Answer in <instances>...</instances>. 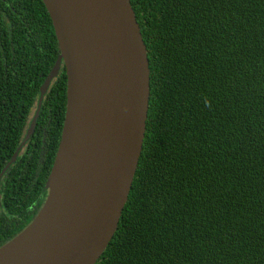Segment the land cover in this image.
Segmentation results:
<instances>
[{"label": "trees", "instance_id": "obj_1", "mask_svg": "<svg viewBox=\"0 0 264 264\" xmlns=\"http://www.w3.org/2000/svg\"><path fill=\"white\" fill-rule=\"evenodd\" d=\"M146 48L142 149L94 264H264V0H130ZM59 54L42 0H0V173ZM66 103L61 65L0 176V245L41 207Z\"/></svg>", "mask_w": 264, "mask_h": 264}, {"label": "water", "instance_id": "obj_2", "mask_svg": "<svg viewBox=\"0 0 264 264\" xmlns=\"http://www.w3.org/2000/svg\"><path fill=\"white\" fill-rule=\"evenodd\" d=\"M42 2L59 54L39 88L36 115L0 176L32 134L61 65L65 112L47 195L32 220L0 245V264H94L117 228L142 149L147 53L130 0Z\"/></svg>", "mask_w": 264, "mask_h": 264}, {"label": "flooded vegetation", "instance_id": "obj_3", "mask_svg": "<svg viewBox=\"0 0 264 264\" xmlns=\"http://www.w3.org/2000/svg\"><path fill=\"white\" fill-rule=\"evenodd\" d=\"M36 109H37V105L35 106V109H34V110L31 112V114H30V119H29V122H28V124H27L25 130H24L23 137L25 136V134H26V132H27V129L29 128V124H30V122L32 121L33 117L36 115ZM37 117H38V114H37V116H36V120H37ZM35 125H36V121H35V124H34V126H33V132H32V134L30 135V137H31V136L33 135V133H34ZM22 139H23V138H22ZM29 139H30V138H28V140H29ZM28 140L25 141V145H26V143L28 142ZM25 145H24V147H25ZM23 149H24V148H23ZM19 152H20V150H19Z\"/></svg>", "mask_w": 264, "mask_h": 264}, {"label": "bare ground", "instance_id": "obj_4", "mask_svg": "<svg viewBox=\"0 0 264 264\" xmlns=\"http://www.w3.org/2000/svg\"><path fill=\"white\" fill-rule=\"evenodd\" d=\"M60 174V169H58L56 172H55V175L53 176L52 178V183H55L57 181V178Z\"/></svg>", "mask_w": 264, "mask_h": 264}, {"label": "rangeland", "instance_id": "obj_5", "mask_svg": "<svg viewBox=\"0 0 264 264\" xmlns=\"http://www.w3.org/2000/svg\"><path fill=\"white\" fill-rule=\"evenodd\" d=\"M35 109V107L31 110V112L33 111ZM31 112H30V114H31ZM30 114H29V117H28V121H27V124H28V122H29V119H30ZM27 124H26V126H27ZM26 128V127H25ZM24 133V132H23ZM23 137V136H22ZM24 145L25 144H23L22 146H21V149H20V151L21 150H23V148H24Z\"/></svg>", "mask_w": 264, "mask_h": 264}]
</instances>
